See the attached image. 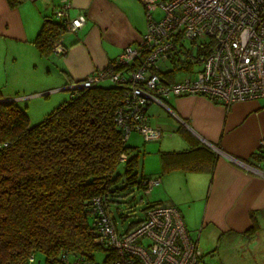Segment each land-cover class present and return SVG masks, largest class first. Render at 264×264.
<instances>
[{
	"label": "crops",
	"instance_id": "0c3cea01",
	"mask_svg": "<svg viewBox=\"0 0 264 264\" xmlns=\"http://www.w3.org/2000/svg\"><path fill=\"white\" fill-rule=\"evenodd\" d=\"M64 3L68 4L64 21L81 12L85 21L59 39L55 47L63 46L64 51L56 49L47 55L59 70L58 79L32 94L63 89L61 86L115 62L121 49L136 44L146 27L145 10L139 0H22L15 6L0 0L2 98L12 99V93L3 87L19 85V81L38 86L36 82L49 72V65L39 67L46 58L33 40L44 18L55 15V10ZM169 97L168 105L173 113L156 103H150L146 109L150 125L162 131L155 140L159 141L158 158L161 151L189 147L190 142L179 133V128L188 132L193 142L213 149L216 158L211 170L202 171L183 168L166 171L159 158L163 175H158V169L152 170L154 175H142L159 178L154 187L162 185L163 200L181 211L187 228L200 227L197 237L205 232V246H214L211 255L217 257L219 264H264V176L236 161L252 166L249 160L257 164L253 167L264 170V150L260 149V140H264V99L239 100L226 106L202 95ZM166 134L170 138H163ZM174 182L185 185L178 199L170 190ZM155 203L166 204L162 200ZM251 212L258 230L247 235L244 231L253 224ZM200 252L198 262L202 257Z\"/></svg>",
	"mask_w": 264,
	"mask_h": 264
},
{
	"label": "trees",
	"instance_id": "16d2710c",
	"mask_svg": "<svg viewBox=\"0 0 264 264\" xmlns=\"http://www.w3.org/2000/svg\"><path fill=\"white\" fill-rule=\"evenodd\" d=\"M7 1L15 6L22 0ZM53 17L44 18L33 40L44 56L55 51L59 39L69 31L63 17H57L58 21ZM209 45L195 46L193 52L180 42L170 59L173 69L168 80L179 71L199 67ZM125 92V86L115 84L76 89L33 125L15 100L0 101V264H31L29 259L36 252L43 255L45 264L63 254L72 260L95 261L94 252L105 250L93 234L98 216L94 198L101 199L98 205L108 211L117 227L109 209L114 195L132 187L144 192L142 182L149 178L134 171L138 151L131 154L135 147L122 140L114 123ZM179 133L190 145L183 150L161 151L163 170H211L216 152L193 142L183 128ZM122 154L126 155L124 160L120 159ZM121 162L123 173L117 172ZM253 214H249L252 226L244 231L247 235L258 230Z\"/></svg>",
	"mask_w": 264,
	"mask_h": 264
},
{
	"label": "built area",
	"instance_id": "2783aa9c",
	"mask_svg": "<svg viewBox=\"0 0 264 264\" xmlns=\"http://www.w3.org/2000/svg\"><path fill=\"white\" fill-rule=\"evenodd\" d=\"M139 1L145 10L146 27L136 44L124 46L115 62L63 87L72 96L76 89L103 80L125 86V96L114 115L123 141L133 131L145 140L160 138L161 128L150 125L146 109L156 103L173 113L163 97L202 95L226 106L239 100L264 99V0ZM67 7V3L62 4L54 16L64 17ZM157 8L161 10L159 16L152 12ZM84 21L81 12L67 20L66 28L74 31ZM186 40L194 48L208 43L210 50L198 69L191 68L168 80L175 47ZM56 49L64 51L65 47ZM260 149L264 150V140H260ZM124 158L126 155L122 154L120 159ZM236 161L264 176V170ZM158 181L157 177L144 180V192ZM100 201L99 197L94 198L98 216L93 234L106 250L102 262L72 260L63 254L49 264H197V239L186 229L176 206L148 205L143 217L121 232L108 211L98 205Z\"/></svg>",
	"mask_w": 264,
	"mask_h": 264
},
{
	"label": "rangeland",
	"instance_id": "374dc122",
	"mask_svg": "<svg viewBox=\"0 0 264 264\" xmlns=\"http://www.w3.org/2000/svg\"><path fill=\"white\" fill-rule=\"evenodd\" d=\"M161 11L159 8L155 9L154 11H152L154 13L155 16H159L161 14ZM54 15H52L53 17ZM56 21H58L59 19L57 17H53ZM184 47L186 48H190L193 52L195 51L196 48L194 47H190V41H184ZM46 59L44 60V63L40 64V68L43 67L45 68V64L49 65V72L47 71L45 73V76H43L40 81H37L36 84H39L38 86H34V85H26L24 83H20V81L18 82L19 85H9V86H5L3 87V90L5 91H10V93H12V98L13 100L15 99V97H19L15 99V103L24 108L27 112V115L29 116V122L30 125L36 124L38 122H40L46 115L47 112H50L54 107H56L59 103H61L63 100H68L69 97V90L67 89H60V90H46L44 92H40V93H34L32 94L34 91H40L43 90L45 85H50L55 82L58 77L57 75L58 73V69L55 68V62L53 61V59L51 58H47V56H44ZM48 60V63H47ZM37 66V64L35 65ZM198 69V65L193 67V70ZM192 70V71H193ZM183 73H185L184 71H179L177 73V77L181 76ZM10 80V79H9ZM12 80H10L11 82ZM100 84L104 85H108L111 84V82L109 80H103L100 82ZM61 86V87H65ZM48 87V86H46ZM13 89V90H11ZM3 90H1L2 92H4ZM5 93V92H4ZM63 97V98H62ZM170 98V97H169ZM169 98L167 97H163L162 99L168 104L169 102ZM162 109V108H161ZM162 111L165 112L164 109H162ZM136 132V131H133ZM130 133V138L127 140V144L135 147L132 150V153H136V151H138V164L137 167L135 168L134 171L137 172V175L140 176L141 174H147V175H154V173H152L153 169H158L160 172L158 173V175L162 176L163 172L161 170V165H160V159L158 158V153H157V149L158 146L157 144H159V141H144L143 138L141 137V135L137 134V133ZM167 133V132H166ZM171 134H174L172 132H170ZM163 138H170L168 137V134H166ZM174 138H176L177 140H182L180 139L181 137H179L178 134H174ZM182 142V141H181ZM122 170H124V162H121L118 168L117 172L123 173ZM157 175V173L155 174ZM181 184V185H179ZM184 184L182 183H178V182H174L171 186H170V190L172 191V193L174 194V198L178 199L181 196V192L183 191L184 188ZM164 191L162 189V185L161 186H157L154 187L152 190H150L148 193L147 192H143V190L141 189H137L136 187H132L130 190H120L119 193H117L116 195H114V200L110 202V207L109 209L112 210L113 215L115 217L114 221H116L118 230L122 232V230L126 229V227H128L129 223L141 218L144 214V206L148 205V204H152L158 200H162L164 203H170L165 199L164 194H162ZM113 199V198H112ZM172 203V202H171ZM123 214L125 217L122 219L118 214V212ZM198 228H200L199 226L197 228H187L192 237H197L198 236ZM204 233H202L200 235L199 233V237H197V242H199V249H200V253L202 254V257L200 259V261L197 264H219L217 261V257L214 255H211V253L213 252V248L214 246H210L208 245V247L205 246V237H204ZM210 244V241L208 242ZM106 254V250H99V251H95L94 252V260L96 263H101L102 260L104 259L103 257ZM44 257L41 253L36 252L34 254V257L32 259V263L31 264H45L44 262Z\"/></svg>",
	"mask_w": 264,
	"mask_h": 264
},
{
	"label": "water",
	"instance_id": "95a60500",
	"mask_svg": "<svg viewBox=\"0 0 264 264\" xmlns=\"http://www.w3.org/2000/svg\"><path fill=\"white\" fill-rule=\"evenodd\" d=\"M3 100H5L4 98L3 99H0V101H3Z\"/></svg>",
	"mask_w": 264,
	"mask_h": 264
}]
</instances>
